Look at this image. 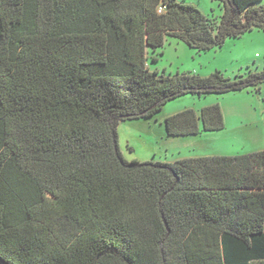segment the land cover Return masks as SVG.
Instances as JSON below:
<instances>
[{
    "label": "trees",
    "instance_id": "16d2710c",
    "mask_svg": "<svg viewBox=\"0 0 264 264\" xmlns=\"http://www.w3.org/2000/svg\"><path fill=\"white\" fill-rule=\"evenodd\" d=\"M0 0L1 264H264V150L127 162L121 122L186 95L260 91L264 70L166 76L168 38L198 52L264 31V0ZM155 63L159 62L154 58ZM168 136L225 129L219 105Z\"/></svg>",
    "mask_w": 264,
    "mask_h": 264
},
{
    "label": "rangeland",
    "instance_id": "374dc122",
    "mask_svg": "<svg viewBox=\"0 0 264 264\" xmlns=\"http://www.w3.org/2000/svg\"><path fill=\"white\" fill-rule=\"evenodd\" d=\"M196 6L218 24L223 7L214 0H178ZM154 58L159 62L155 63ZM148 66L168 77L195 74L209 77L221 72L226 78L247 76L264 70V31L254 30L241 38L226 40L222 48L198 52L186 43L168 38L163 49L149 51ZM219 105L225 129L197 136H168L165 120L187 109L200 113ZM118 148L127 162L174 163L189 157H234L264 150V84L225 95H186L169 102L154 118L121 122ZM1 264V263H0Z\"/></svg>",
    "mask_w": 264,
    "mask_h": 264
}]
</instances>
